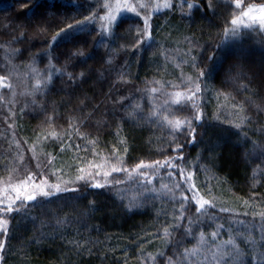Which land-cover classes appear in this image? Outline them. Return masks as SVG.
Masks as SVG:
<instances>
[{"label": "trees", "instance_id": "1", "mask_svg": "<svg viewBox=\"0 0 264 264\" xmlns=\"http://www.w3.org/2000/svg\"><path fill=\"white\" fill-rule=\"evenodd\" d=\"M159 1L161 6L166 2ZM67 2L59 0L60 4ZM76 2L83 5L80 12L75 7L61 8L64 15L58 12L44 21L45 32L40 31L39 20L30 19L32 12L21 10L16 0L0 3V75L7 76L13 86L11 91L0 88L1 192L4 186L21 183L28 173H36V183L44 176L56 183L53 172H58L63 181H75L77 166L87 168L89 162L101 163L105 156L111 159L113 146L123 155L121 140L127 142L125 160L130 169L140 161L151 163L176 155L172 148L181 143L185 145V161L196 164L197 187L216 206L199 219L198 226H192V235H186L188 218L196 219L195 208L189 205L179 229L169 227L178 204L163 193H149L152 185L159 191L160 176L164 177L163 183L171 186L165 170L147 187H142L145 181L136 174L129 179L125 173H113L107 178L111 186L103 189L86 187L83 182L70 183L69 187L80 191L61 192L50 199L37 196L32 203L40 206L32 207L28 214H12L7 236L0 233V243L4 245L0 264H167L165 256L184 264H236V257L227 255L232 253L231 247H220L230 238L244 252L243 259L254 264L264 248L253 249L245 237L251 234V239H261L264 160L251 143L241 146L239 130L233 125L240 123L239 105L243 104V114L251 117L243 130L251 140L264 144V45L258 43L261 37L256 33L247 35L243 43L246 51H241L240 46L232 47L235 41L223 37L225 26L239 11L234 0H212L211 8L206 7V0H185L183 8L180 0H170L172 8L161 7L152 14L153 42L149 44L145 38V44L136 50L135 27H142V21L130 13L123 14L122 26L106 47L94 42L100 39L94 31L91 36H81L79 46L86 59L68 60L66 53L73 46L53 45L56 67L71 72L74 78L83 72L84 78L70 81L67 75H54L46 90H37V73L46 75L49 71L43 52L51 36L60 26H66V19L75 23L72 16L83 19L84 14H90L85 11V0ZM145 2L154 4L157 0ZM188 2L201 7L189 10ZM252 4L258 6L264 0H242V6ZM30 7L35 10L34 5ZM104 13L101 9L99 14ZM93 27L99 26H90L89 31ZM222 40L223 62L216 63L207 86L201 82L204 119L193 121L197 125L196 142L189 143L187 133H183L170 146L167 127L149 118L157 107L161 118L168 115L184 119L191 115L173 103L175 97L171 94L186 93L188 77L195 78L191 57L200 61L212 52L219 56L221 52L215 45ZM110 57L111 64L107 63ZM231 65L235 68L229 76L226 71ZM152 87L158 91H146ZM179 99L184 102L183 96ZM117 100H123V106ZM137 104L141 106L139 110L133 107ZM134 110L136 118H127ZM77 123L81 125L79 132L73 128ZM53 131L60 140L43 139ZM81 135L85 139H80ZM89 140L96 144L91 145ZM18 153L23 154L24 165ZM49 154L56 157L54 167L47 164ZM59 169L63 172L59 173ZM114 178L126 182L115 185ZM96 180L104 182L101 176ZM92 201L95 205L90 208ZM130 201L142 207L128 211ZM217 225L223 227L217 231ZM164 228L170 236L163 235ZM200 231L206 237L203 245L199 242ZM212 232H217L215 241ZM193 248L197 253L186 259L174 255ZM150 255L156 260L152 261Z\"/></svg>", "mask_w": 264, "mask_h": 264}, {"label": "snow or ice", "instance_id": "2", "mask_svg": "<svg viewBox=\"0 0 264 264\" xmlns=\"http://www.w3.org/2000/svg\"><path fill=\"white\" fill-rule=\"evenodd\" d=\"M6 0H0V3H5ZM20 4L21 10L27 9L28 12H32L31 20H39V28L41 32H45L44 21L49 17H54L59 12L60 15H64L63 12L59 10L61 8H71L75 7L77 12L81 11L83 5L76 2V0H68L66 4H60L59 0H16ZM88 4V8L85 10L90 14H84L83 19H79L76 16L71 18L75 20V23H69L67 19L64 21L66 26H60L59 31L55 32V35L51 36L50 41L47 43V48L44 50L43 55L48 59L49 71L47 74L37 73L36 86L37 90L41 88L46 90L49 85L52 84L54 75H67L70 81L74 79H83L84 73H80L78 77H73L71 72H67L66 69H60L56 67V64L53 62L52 56L54 52L53 45L60 47L65 45H72L73 47L69 49L66 53L68 60H74L81 57L87 58L84 50L79 46L80 38L83 34L87 33L92 35L94 31L96 35L100 37L99 41H94L97 45L101 47H106L107 43L111 41L114 37L115 30H118L122 26L123 14L130 13L134 14L137 17L141 18L142 27H135L136 31V43L133 46V50H136L140 45L145 44V38H147L149 44L153 42L152 36V25L150 23L152 14L159 11L161 7L165 9L172 8L170 0L161 6L157 2L154 4L146 3L145 0H85ZM181 7L185 3V0H180ZM31 5H34L35 10H33ZM9 7H13L12 4H9ZM187 7L189 10L193 8L199 9L201 5H198L194 2H188ZM206 7H212V0H206ZM234 7L238 9L234 14V18L225 26L222 33L225 39H231L235 41L232 47L240 46L241 51H246L243 49V43L245 37L251 33L258 34L261 39L258 43L264 45V4L261 5H250L242 6V0H234ZM246 7V10H245ZM104 9L105 13L100 15V10ZM151 9L149 12L148 10ZM25 17L27 18V12H25ZM98 25V28L93 27L92 31H89L90 26ZM247 30V31H245ZM216 44L215 48L220 50L221 54L218 56L217 52H212L211 56H203L200 61L196 60L195 56H192L193 61L192 67L196 71L195 78L189 76L187 84L190 85L186 93H174L171 94L175 97L173 103L180 105V110L190 111L191 115L185 117L184 119L180 118H169L168 115H163L161 118V113L159 108L153 111L152 117L149 119L155 118L154 122H160L162 127H167L170 133V146L175 143L178 139L179 134L187 133L189 143L196 142V127L193 121L202 122L204 119L203 109L201 106V101L203 98L204 89L201 87V82L207 86V81L213 78L214 72L216 71V63L223 62V49L222 44ZM211 61V63H210ZM107 63L111 64V57L108 59ZM235 65L229 66L226 71V75L231 76ZM33 71H36L33 69ZM42 77V78H41ZM153 83H159L154 81ZM12 83L7 76L0 75V88L12 90ZM163 87V86H161ZM150 93H156L157 88L152 87L146 89ZM247 91V88H245ZM220 95V93H217ZM183 96L184 102L182 103L179 97ZM225 99H228V94H224ZM116 103L123 106V100H117ZM134 109L139 110L141 106L139 104L133 106ZM244 106L243 104L239 105V119L240 123L234 124L233 126L238 129V137L241 140V146L246 147L248 143L253 145V150L259 149V155L264 160V144H261L255 140H251L247 132L243 130L244 126L251 123V117L244 115ZM137 111H132L128 113L127 118L135 119ZM81 125L74 124L73 128L76 132H79ZM264 135V131L261 132ZM60 140V135L56 132H51L48 135L43 136L44 140L48 139ZM80 139H85L83 135L80 136ZM91 145H95V140H89ZM123 148V155H121L120 149L113 146L112 157L105 156L102 158L101 163L89 162L87 168L84 166H77L76 171L79 173L75 177V181H63L62 176L58 172H53L52 174L56 176V183H50L47 176L39 182L36 183L34 177L36 173H28L26 179H22L21 183L13 185L12 191L15 193L14 196L6 195L3 199H0V233H4L7 236L9 225L11 219H14L12 216L13 213L16 214H28L31 211L32 207H38L39 204H33L32 202L37 201V196L50 199L53 195H59L61 192H79L80 189L77 187H69L70 183H81L86 187L93 189H103L105 187H110L111 183L107 179L113 176V173H125L126 176L130 179L133 174L137 175L138 179L145 181V184L142 187H147L152 184L153 180H156L160 176L161 170H165L167 176L171 180V186L167 183H163L164 177L160 176V189H156L155 185H152L149 188V193L152 195H159L163 193L167 195L171 201H174L178 204V209H173L172 212V223L169 227L179 229L183 224L186 216V210L191 204L195 208L196 219L189 217L187 220L188 227L184 229L186 235H192L193 225L197 224L200 218L208 214V210L214 208L216 205L211 199H205L204 195L201 194L200 189L197 187L195 182L196 175V164L186 162L183 150L185 148L184 144L175 143V147L172 148V151L176 155L168 156L165 160L160 161L156 160L151 163H145L140 161L133 168H128L126 166L125 157L128 153L127 142L125 140L120 141ZM19 147V144H17ZM79 149L81 146L76 145ZM82 151H88L87 148L81 149ZM61 152L64 151V148L61 147ZM32 155L33 158L36 156L35 146H32ZM94 155H99L94 153ZM18 160L21 165H24V157L22 153H18ZM56 157L49 154L47 164L50 167H54V161ZM187 164V167L185 166ZM26 167V166H25ZM37 167H40L39 161H37ZM143 170V171H142ZM63 169H59V173H62ZM97 176L104 178V182L96 180ZM180 179H177V177ZM126 181L116 180L114 178L115 185L125 183ZM63 185V186H62ZM5 192L7 189L4 190ZM209 195H211V189H207ZM179 193V195H177ZM122 199V197H121ZM43 201H41L42 203ZM95 202L90 203V208L94 207ZM136 207H142L141 204H134L131 201L128 203V211H132ZM224 209H221L223 211ZM178 211V215H177ZM167 215V213H165ZM262 220H264V213L261 214ZM217 231H219L223 226L217 225ZM261 239L256 241L251 239V234L249 237H245L247 243L251 244L253 249L257 246L264 248V224H262ZM163 235L168 237L171 235L167 228H164ZM211 238L213 241L217 238V232H212ZM199 242L201 245L206 243V237L203 231L199 232ZM78 243V242H77ZM231 247L232 253H227V255L236 257V264H252V262L245 261L243 259L244 252L236 244L235 240L230 238L228 241L223 242L220 246L222 248ZM3 243H0V252L3 251ZM220 249L218 248L217 251ZM197 249L193 248L191 252L188 249H185L183 253H174L177 256H183L188 258L190 255H195ZM259 259L254 262V264H264V252L258 253ZM152 261L156 260L155 256H151ZM164 259L167 260V264H184L182 260H173L170 256H165ZM3 260V257L0 256V261Z\"/></svg>", "mask_w": 264, "mask_h": 264}, {"label": "rangeland", "instance_id": "3", "mask_svg": "<svg viewBox=\"0 0 264 264\" xmlns=\"http://www.w3.org/2000/svg\"><path fill=\"white\" fill-rule=\"evenodd\" d=\"M158 2L160 3V5L162 4V1L160 2V1L158 0ZM163 2H165V0H164ZM13 185H15V184H13ZM13 185L4 186V187L1 188V189L3 190V192H1V190H0V199H3L4 196H6V195H12V196L15 195V193L12 191V187H11V186H13ZM5 189H7L6 192L4 191Z\"/></svg>", "mask_w": 264, "mask_h": 264}]
</instances>
